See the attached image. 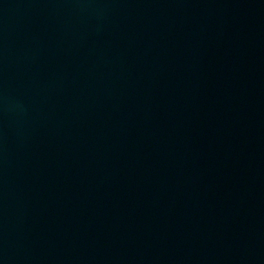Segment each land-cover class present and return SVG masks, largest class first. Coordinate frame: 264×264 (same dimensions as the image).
Listing matches in <instances>:
<instances>
[{"label": "water", "instance_id": "95a60500", "mask_svg": "<svg viewBox=\"0 0 264 264\" xmlns=\"http://www.w3.org/2000/svg\"><path fill=\"white\" fill-rule=\"evenodd\" d=\"M0 264H264V0H0Z\"/></svg>", "mask_w": 264, "mask_h": 264}]
</instances>
